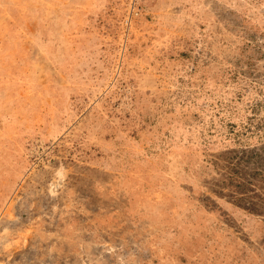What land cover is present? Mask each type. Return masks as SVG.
Wrapping results in <instances>:
<instances>
[{
  "label": "rangeland",
  "instance_id": "374dc122",
  "mask_svg": "<svg viewBox=\"0 0 264 264\" xmlns=\"http://www.w3.org/2000/svg\"><path fill=\"white\" fill-rule=\"evenodd\" d=\"M0 264H264V0H0Z\"/></svg>",
  "mask_w": 264,
  "mask_h": 264
}]
</instances>
